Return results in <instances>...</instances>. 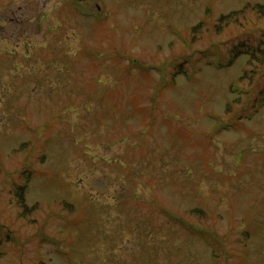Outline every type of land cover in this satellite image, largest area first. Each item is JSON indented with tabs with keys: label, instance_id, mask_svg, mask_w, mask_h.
I'll return each mask as SVG.
<instances>
[{
	"label": "rangeland",
	"instance_id": "rangeland-1",
	"mask_svg": "<svg viewBox=\"0 0 264 264\" xmlns=\"http://www.w3.org/2000/svg\"><path fill=\"white\" fill-rule=\"evenodd\" d=\"M263 89L264 0H0V264H264Z\"/></svg>",
	"mask_w": 264,
	"mask_h": 264
},
{
	"label": "trees",
	"instance_id": "trees-1",
	"mask_svg": "<svg viewBox=\"0 0 264 264\" xmlns=\"http://www.w3.org/2000/svg\"><path fill=\"white\" fill-rule=\"evenodd\" d=\"M255 8H261L260 6L258 7H255ZM245 8H243L242 10H239V11H234V12H231L229 13L227 16H223V17H220L219 20H218V24L216 25L217 27H222L223 25L224 26H227L231 21H235L237 16L238 15H241L243 12H244ZM200 26V25H199ZM199 26H196L194 28H192V30H194V32L196 31H200V29H196L197 27ZM253 49L252 48H248L246 46L245 43L241 42L240 45H235L233 46L231 49H230V57L228 60H226L224 62V64L222 65L221 64H216V66L218 68H221L222 67H228V66H231L233 64V62L236 60V58L242 54V53H247V54H253ZM176 67V66H175ZM187 75V71L185 69H182V65L179 64L177 67H176V70H175V73H184ZM264 105V89L262 91H260V94L257 98H254V100L252 101V105H251V108H253L251 112H249V110L247 111V113L245 115H240L239 117H237V120H241L242 118H249L251 116V114H253V112L256 111L257 108H259L260 106H263ZM230 109H231V105L230 104H227L226 106V112H230ZM249 112V113H248ZM248 114V115H247ZM237 124L236 122L232 121L230 124H229V127H235L236 128ZM21 149V148H20ZM23 174V181L21 184H15V190L13 191L14 192V195H15V202L17 204V206L19 207L20 211L18 213V216L19 217H25V216H28L30 214H32L33 212H35L36 210V206H29L26 204L25 202V196H24V193H25V189L28 185V182L29 180L31 179V176H32V171H29V170H25V171H22ZM167 215L171 218H174L176 220V222H178L184 229L190 231L191 233L193 234H198V236L200 238H202L206 243L207 245H210L212 246V248L215 250V240H214V237L212 236V233L208 232V231H205L203 229H198V228H195L193 227L192 225H189V224H185V223H180V221H178L171 213ZM216 253L214 251L213 253V261L215 262L216 261Z\"/></svg>",
	"mask_w": 264,
	"mask_h": 264
}]
</instances>
